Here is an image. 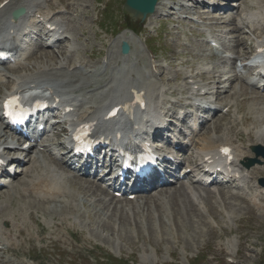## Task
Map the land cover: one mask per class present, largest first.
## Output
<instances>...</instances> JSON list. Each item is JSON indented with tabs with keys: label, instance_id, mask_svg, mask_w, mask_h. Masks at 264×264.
<instances>
[{
	"label": "rangeland",
	"instance_id": "1",
	"mask_svg": "<svg viewBox=\"0 0 264 264\" xmlns=\"http://www.w3.org/2000/svg\"><path fill=\"white\" fill-rule=\"evenodd\" d=\"M65 1L72 5V14L75 15V19H80L81 16H84L89 23L96 17L94 10L98 12L103 9V5L108 4L114 9L110 11V14L119 19L118 16L122 5L121 0H99V2L97 0ZM250 4L251 2L248 1L246 7L248 8ZM104 15L105 13L103 14L105 19ZM106 15L108 14L106 13ZM89 29L87 31V39L90 44L95 45L93 54L98 59L100 57L98 51L102 47H106L107 42L115 37L116 34L114 33L111 36L112 33L109 30L98 33L94 27ZM165 29L167 28L165 27ZM162 36L161 43L158 45L164 51L167 61L174 64L172 73L175 75L177 74L175 72H179L177 65L180 62L174 59L176 51L174 48L176 45L174 42L175 38L174 36H166L164 33H162ZM79 43H83V40H80ZM41 53L50 54L48 51H42ZM194 58L196 57L191 59L186 57L184 60L194 61L192 62L194 68L202 71L201 68H205L203 64L205 59L197 58L196 61ZM205 73L206 77L210 76L208 72ZM247 92L252 91L248 90ZM238 93L235 97L240 101L241 97H238ZM259 103L261 104V102ZM261 106L264 107V105ZM251 108H253L251 104L245 103L242 111L251 120L248 124L249 129L256 133L263 130L264 127H259L255 124L259 117L254 116ZM203 199L206 211H200V215L194 211L193 207L189 208L190 205H184V208L183 204L178 205L175 203L177 200H173V203L171 202L174 207L173 215L175 216L173 218L174 222L172 220L173 225L168 224L165 217L154 220L144 218L143 224L135 228H130L132 225L130 226L128 221L122 220L116 227H113V221L107 215L109 213L106 210L102 212L100 206L93 204L89 209H86V212L81 213L82 224H79V222L72 224L70 222L65 228L78 234L80 243H82L81 247L99 245L104 247L106 252L115 253L117 256L124 257L136 264H155L156 262V264H169V261H176L179 264H224L221 259L223 255L219 252L220 249L217 247V243L224 244L223 248L226 251H231L233 257L234 252L237 251V264H264V215L248 212L247 208L238 201L225 200V202L215 205L213 202L206 200L205 197ZM181 202L184 203V201ZM53 207L52 205L51 208ZM169 215H171V211ZM209 217L214 218L213 223H208L211 221ZM26 229L28 230V227ZM45 237H47V234L42 232L41 238ZM17 238L19 239L20 237ZM19 240L20 243L18 245L10 247L11 251H9V254L17 255L22 259H32L28 256V253L32 255V252L36 251L38 247H50V240L40 239L38 246L35 248L37 243L35 240L30 241L27 234L23 235ZM28 247H30V251H27ZM58 249H62L59 244L56 246L55 251H50L48 248L43 249L40 256L35 257L39 261L34 264H56L55 261L60 262V264H67L68 254L81 253L63 251L67 252V254L62 255ZM182 250L187 253V259L181 255ZM143 254L146 256V261L140 260ZM197 256L198 259L195 260ZM0 264L2 263L0 262ZM83 264L87 263L84 262Z\"/></svg>",
	"mask_w": 264,
	"mask_h": 264
},
{
	"label": "bare ground",
	"instance_id": "2",
	"mask_svg": "<svg viewBox=\"0 0 264 264\" xmlns=\"http://www.w3.org/2000/svg\"><path fill=\"white\" fill-rule=\"evenodd\" d=\"M1 1H8V4L3 9L0 10V22L2 19L1 18L2 15L7 11L12 10L13 8L23 6V7H25L27 14L31 15L32 17H35L38 14L37 11L39 12V7L35 6L36 0H31L29 3L25 2L27 4H25L24 2H21L19 0H1ZM159 6H160V2L156 6V9H155V12L153 13V15L149 19L146 20L147 24L150 23L151 19H153L154 17L157 16L158 11H159ZM34 9H37V11ZM66 9L70 10V7L66 6ZM263 39H264V36H263ZM117 40L118 41H128V42L130 41V39L127 35H121ZM116 47H117V44H115L114 48H116ZM114 53L115 52L112 51V55H114ZM40 57L41 58L44 57L45 60L43 61V60H40L39 58H37L35 60L33 67H32L35 70V74H29V75H27V74L20 75L19 74L16 77L14 83H12L10 90L13 91V90L18 89V88H24L26 86L25 83L29 82V84H32V83L36 84L38 86L39 90H43L44 85H46L48 88L45 89L44 91H48L52 94H53V92H56L57 94L60 95V98H61L62 92H60L57 88H54L55 87L54 84H58V86H59L64 82V80H66L65 75L67 72H69L70 64L67 65V63H65L64 60L58 61L57 62L58 64L57 63L52 64L50 62L53 61V59H55L56 56L50 57L49 54H41ZM110 57L112 58V56H110ZM20 69L22 70L23 67H21ZM25 70H29V69H25ZM120 73H121L120 71L117 72L118 75H120ZM63 75H64V77H63ZM133 79L134 80L131 79L129 81L121 79L119 86L121 88L127 87L128 92L144 91L145 95H146L148 90L144 86V84L140 81L139 77H133ZM0 80H5V78L3 76H1ZM40 82L43 83L44 85L38 84ZM126 82H131V83L125 84ZM127 91H126V93H128ZM116 92H118L117 86L112 85L109 92H107V95L105 98L106 101L104 100L105 102L96 108L95 114H98V111L100 112L107 103L111 102V100H113L117 97V96H114V93H116ZM240 95L243 97V102L251 103V106L253 107L252 111H253L254 116L259 117V120L255 121V124L256 125H264V108L260 107L259 101L255 100L254 97L249 96L246 92H244V89H241ZM262 101H264V100H262ZM94 115L93 114L92 115L91 114L86 115V116L84 115V116H79L78 118L80 120H82V119H87V118L93 117ZM93 120L100 121V119L98 117H96ZM250 121L251 120L245 118L243 120V123H244L243 126H245V124L248 122L250 123ZM126 124H128V123L122 124L120 127L123 128L124 130H126L124 128V126ZM133 126H134L133 123H130L128 125L129 128H132ZM230 130L231 131L234 130L233 126L230 127ZM239 136L241 137V134H239ZM247 138L251 142L252 145L253 144H259V145L264 146V134H261L260 136L256 137L255 140H253L252 135H250V134L247 136ZM242 157H244V156H242ZM197 165L198 164L195 165V168L197 167ZM251 174L254 176L253 179L256 178L255 176L264 175V168H262V169L253 168L251 170ZM53 184L54 183L51 180L49 181V179H46V178L39 179V180H33V181L29 182L28 189L31 190L32 193L39 195V196H42L45 199H52V198L57 197L58 195H62V192L54 189ZM92 187H94L96 189V187L94 185H92ZM79 190L80 191L85 190L83 185H82V187H79ZM177 199L178 200L181 199V201H184L185 204L182 203L181 201L179 203V201ZM158 200H159V202L162 201L161 199H158ZM173 200H177L175 202L176 204L179 203V204H183V206L184 205L189 206V203H187V202H189V199L187 200V198H185L184 195H182L181 193H179L177 197L173 196V195L171 197H169L170 203L171 202L173 203ZM0 208H1V206H0ZM189 208H191V206ZM181 209H184V208H181Z\"/></svg>",
	"mask_w": 264,
	"mask_h": 264
},
{
	"label": "water",
	"instance_id": "3",
	"mask_svg": "<svg viewBox=\"0 0 264 264\" xmlns=\"http://www.w3.org/2000/svg\"><path fill=\"white\" fill-rule=\"evenodd\" d=\"M156 0H126L125 8L134 16L145 18L153 11ZM126 48L124 49V52Z\"/></svg>",
	"mask_w": 264,
	"mask_h": 264
},
{
	"label": "snow or ice",
	"instance_id": "4",
	"mask_svg": "<svg viewBox=\"0 0 264 264\" xmlns=\"http://www.w3.org/2000/svg\"><path fill=\"white\" fill-rule=\"evenodd\" d=\"M137 103H139V100L136 101ZM17 104V100L16 98H13V99H9L7 100L5 103H4V109L6 111L7 114L11 115V109L13 108L14 105ZM222 151L227 154L228 153V150L227 149H222Z\"/></svg>",
	"mask_w": 264,
	"mask_h": 264
}]
</instances>
